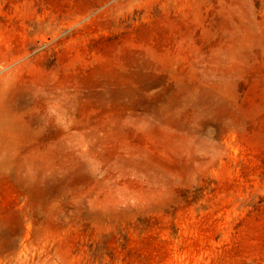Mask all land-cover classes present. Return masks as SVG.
I'll list each match as a JSON object with an SVG mask.
<instances>
[{
  "label": "rangeland",
  "instance_id": "1",
  "mask_svg": "<svg viewBox=\"0 0 264 264\" xmlns=\"http://www.w3.org/2000/svg\"><path fill=\"white\" fill-rule=\"evenodd\" d=\"M0 264H264V0H0Z\"/></svg>",
  "mask_w": 264,
  "mask_h": 264
}]
</instances>
